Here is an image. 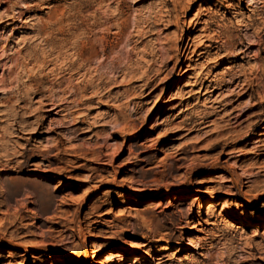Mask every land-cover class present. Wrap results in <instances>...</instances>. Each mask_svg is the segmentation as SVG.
<instances>
[{"label": "rangeland", "instance_id": "1", "mask_svg": "<svg viewBox=\"0 0 264 264\" xmlns=\"http://www.w3.org/2000/svg\"><path fill=\"white\" fill-rule=\"evenodd\" d=\"M136 1L0 0V264H107L113 251L125 256L111 264H264V136L252 134L264 131V44L250 46L233 16L249 8L185 0L178 15L174 0ZM205 19L224 55L206 62L193 49L211 41L197 37L176 67L178 43ZM225 32L248 53L225 55ZM228 69L260 87L192 85ZM156 81L166 94L147 118ZM51 99L66 109L47 110ZM162 243L171 249L159 255Z\"/></svg>", "mask_w": 264, "mask_h": 264}, {"label": "bare ground", "instance_id": "2", "mask_svg": "<svg viewBox=\"0 0 264 264\" xmlns=\"http://www.w3.org/2000/svg\"><path fill=\"white\" fill-rule=\"evenodd\" d=\"M140 0H137L136 2H138ZM241 1V0H240ZM5 2V1H4ZM25 2V1H24ZM23 2V3H24ZM234 2V0H233ZM231 2L229 3L230 6L229 7H233L235 4ZM243 2H246V7L249 8L248 10L250 11L249 14H245L243 12H241V9L240 8L238 11H233V16L236 17V19L238 21H240L241 23L244 24L245 28L244 30L245 31V36L246 38L249 40V44L250 46L252 45H255V44H264V32H263V28L262 27H258V30H256L254 33V38H257V41L256 42H252L250 41L252 39H250L249 35H248V32L250 31H247L249 29V27L255 25L257 23V20L260 16H262L261 14L264 12V10L262 9H259V7H264V1H259V2H256L255 0H243ZM26 3V2H25ZM173 4V8H174V11L176 12V14H180L184 11H186L189 6H188V3L185 1V0H174L172 2ZM256 4V5H255ZM31 5V4H30ZM30 5L26 4L25 6L26 7H30ZM35 5V4H34ZM55 8V7H54ZM60 9V8H59ZM56 10V9H55ZM262 10V11H261ZM59 11V10H58ZM61 11V10H60ZM11 12V11H10ZM56 12V11H55ZM54 12V13H55ZM53 13V14H54ZM56 14V13H55ZM50 15V14H49ZM232 16V15H231ZM24 17V12L20 11V10H17L15 9V12L13 10V12L10 14V18H18V19H23ZM49 18H51L50 16H48ZM258 17V18H257ZM56 18V17H55ZM210 18V16H209ZM231 18V17H230ZM47 20V19H46ZM51 20V19H50ZM228 20V19H227ZM231 20V19H230ZM54 21V20H53ZM173 22H176L178 23V20H173ZM225 22V21H224ZM239 23V22H238ZM209 24H210V21L209 19H205L203 21V25L197 30L199 31L198 34H196L194 37H192V34H188L186 36H183V38L180 40V42L178 43V54L174 57V61H175V66L178 67L179 65L181 66L180 68L182 69L185 65H186V61L182 62L183 61V57L185 55H188L191 50H192V47L194 45V40L197 38V37H207L204 41L206 40H210L211 43L209 44H206L205 42L201 43V47L198 48V49H193L196 53L197 52V55H202L204 54V56L206 55V62L208 63H212L214 61H216L217 59H219L218 57L221 56L223 53H221L222 51V45L219 44L220 42V36L219 35H213L212 37L208 38V34L206 33L208 28H209ZM225 26V25H224ZM254 28V27H253ZM256 28V29H257ZM48 29H50V21L48 19V21H43L41 23L38 24V33H45L47 34L48 33ZM224 29V28H223ZM225 37L227 38V42H228V45L227 47L225 48L226 49V53L225 55H228L230 56L229 58H238V55L244 53V52H247V48L249 47L248 45H245L246 47H243V44H245V40L243 39V41L241 40L240 42H237L235 41V37L230 34L229 32H225ZM43 35V34H42ZM48 35V34H47ZM47 35H44L47 37ZM59 35V34H58ZM34 37V36H33ZM47 41L53 45H55V43L57 42L55 38H46ZM65 39V38H64ZM62 39V40H64ZM17 42V41H16ZM206 44V45H205ZM236 44H241L242 46L240 47H236ZM210 47L211 49H207L206 47ZM34 47V46H33ZM260 49V55L262 52H264V49L259 47ZM39 49V48H38ZM45 52V51H44ZM248 53V52H247ZM246 54V53H245ZM224 55V54H223ZM259 55V56H260ZM243 57V56H242ZM44 61V60H43ZM231 62V61H230ZM26 66V65H25ZM187 66V65H186ZM196 67V66H195ZM160 70V69H159ZM229 70V69H228ZM229 77V78H228ZM247 72L244 71V70H236L235 72H231V70L229 71H223L222 73H216V74H213L210 71H207V73L205 74V76L200 80V81H196L193 85L194 86H198V91L199 93L201 94H206L208 93L209 91H211V88H216L217 90L218 89H222L224 87H228V88H237V87H241L243 89L247 88L246 90H243L242 94H244L248 89L250 88H259L260 87V84L258 83H252V82H249L248 79H247ZM229 80V81H227ZM177 81V80H176ZM175 81V82H176ZM242 81V82H240ZM161 84L162 82L161 81H156L153 83V87H152V90L151 92L154 93L156 90L158 89H161V92H157L153 99V101L151 103H149L147 105V109H146V116L147 118H150L152 117L161 107L162 103L164 102V97H165V91H164V87H161ZM78 89V88H77ZM191 91V90H190ZM232 90H230L231 92ZM231 94V93H230ZM45 96V95H44ZM50 97V96H49ZM70 102H72L70 100ZM77 102V101H76ZM48 104H52V107L47 109L49 111H55V113H58L60 111H64L66 108L63 107L61 104V102H58V101H55L53 99H51V102H48ZM66 106V105H65ZM68 108V107H67ZM234 111L230 112L229 114H231V118L228 120V122L230 123L232 119H238L239 115L240 114H235V115H232ZM77 118V117H76ZM75 118V116L72 115V118L74 122H77L78 120ZM76 120V121H75ZM24 121H22L21 123H23ZM64 121L61 120L59 123L61 125V123H63ZM208 121L204 120L202 123L206 124ZM212 122V121H211ZM236 122V120L233 121V123ZM78 123V122H77ZM228 123V124H229ZM21 128H24L23 126L19 125ZM25 129V128H24ZM5 130V129H4ZM80 130L79 127H77L76 125H73L72 127H69L67 128V131L64 132L63 134L66 135V137L69 139L71 137V134H75L77 133L78 131ZM264 130V129H263ZM12 132V131H11ZM10 132V133H11ZM33 132V131H32ZM252 134H257L256 136H264V131L260 130V131H253ZM66 138V139H67ZM261 141H263V138H259L255 141V143H257L256 147H257V150L259 152H264V145L262 144H259ZM216 145V144H215ZM51 152V150H49ZM44 152V151H43ZM45 155L49 154L48 151H45L44 153ZM52 156V157H51ZM48 157H50L49 159V162L53 161V162H61V157H60V154L59 153H55L53 155H51ZM27 164V163H26ZM21 169L25 171V167L27 165L25 164H21ZM175 193H184V191H174ZM216 199V197L214 195H211L210 197H207L206 199H204L203 201V207L205 210H207V212H211L212 213V209L210 208V206L208 205L209 202H211L212 200ZM221 213V212H220ZM219 215V213H218ZM212 216V215H211ZM77 221H75L76 223ZM242 225H244L245 223L242 222L241 223ZM264 219L257 225L258 227H263L264 225ZM24 249L26 251H30L31 249L29 247H24ZM171 249V247L168 245V244H159L157 246V253L159 255L162 254V252H166V251H169ZM88 253V251H87ZM92 255V254H91ZM125 256V253L122 252V251H113L112 253H110V255H107L103 261L101 262H106L107 264H111V261H116L118 259H123ZM89 257V255H83L81 257V259L78 261L77 264H83L85 259ZM93 257H94V253H93ZM162 257L163 256H159V257H155L156 259H158L159 261L162 260Z\"/></svg>", "mask_w": 264, "mask_h": 264}]
</instances>
